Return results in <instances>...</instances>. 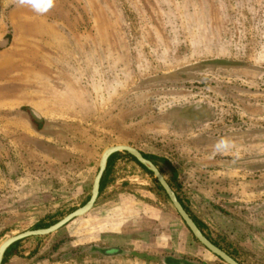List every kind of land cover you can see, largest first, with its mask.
Segmentation results:
<instances>
[{
	"label": "rangeland",
	"instance_id": "1",
	"mask_svg": "<svg viewBox=\"0 0 264 264\" xmlns=\"http://www.w3.org/2000/svg\"><path fill=\"white\" fill-rule=\"evenodd\" d=\"M212 122L264 159V0H0V246L83 207L103 152L128 145L176 168L181 186L158 162L206 235L264 264V194L228 202ZM168 209L121 156L89 213L3 264H172L142 247L170 235ZM203 252L180 264H225Z\"/></svg>",
	"mask_w": 264,
	"mask_h": 264
},
{
	"label": "crops",
	"instance_id": "2",
	"mask_svg": "<svg viewBox=\"0 0 264 264\" xmlns=\"http://www.w3.org/2000/svg\"><path fill=\"white\" fill-rule=\"evenodd\" d=\"M205 127L206 126H204V129L200 133V137L206 135V133L207 134L210 133V140H211L210 142L211 144H213V147L210 146V144L205 145V147L206 148L212 147V149L215 148L214 151L216 150L217 152L225 151L223 153L224 156L225 157L229 156V159L227 160L226 163L222 162V164H220L221 169L218 168L219 174H223L224 173L223 170L225 169L227 170L226 181H227L228 189L226 194L228 195L233 194L232 198L228 202L234 205V203L237 202L238 199H241L242 197L244 198L245 195L240 197L241 194H248V195L264 194V159L259 158L258 160H252L250 158V154H248V156H241V157L237 156L238 155L237 152L240 153L245 150L248 151L250 150V146H249L250 144L248 142H238L239 139H237V137L242 135L243 136L247 135V133L249 134V132L245 131V129L240 131L237 128H230L227 129L226 131H221V129L217 128V126H215L214 123L212 124V126H208V128ZM213 140L214 142H212ZM174 169L176 170V168ZM197 171H199L198 175L202 176L205 174L206 169L202 168ZM177 175H178L177 182L181 186L183 180L181 179V175L178 171H177ZM197 179H200V177L196 178V182H198ZM177 196L187 207L185 201L182 199L180 194H177ZM242 202L245 201L242 200ZM156 208L159 207H155L154 209L156 210ZM167 212L172 224V225H168L166 228L167 231L170 232V235H168L167 233L165 238L161 237V240L165 241V242L161 241V243H158V241L155 240V238L150 240L148 239V241H145L143 243L142 247L145 246L146 248H152V250L160 253L166 250L167 252L165 251L166 252L165 254L169 253L168 257H173L176 260V261L174 260V263L172 264H180V259H183L182 255L184 254L192 255L194 253V255H196L198 253L199 255H204L203 250L204 249L205 251L208 250L204 248L198 241L195 240V238L191 235V232L188 230V228L186 227L185 223L182 221L176 210L168 209ZM189 212H190L189 214L192 215L190 210ZM155 226H159V224L156 223ZM121 233H122L121 231L116 232V234H121ZM168 257H165L167 261L169 259Z\"/></svg>",
	"mask_w": 264,
	"mask_h": 264
},
{
	"label": "water",
	"instance_id": "3",
	"mask_svg": "<svg viewBox=\"0 0 264 264\" xmlns=\"http://www.w3.org/2000/svg\"><path fill=\"white\" fill-rule=\"evenodd\" d=\"M117 153H128L131 156H133L141 165H143L148 171H150L154 178L157 180V182L160 184V186L165 191L170 203L172 204L173 208L176 210L182 221L185 223L188 230L191 232L193 237L204 247L206 248L210 253H212L214 256L218 257L220 260H222L226 264H241L238 260L230 256L227 252H225L220 247L216 246L201 230V228L198 226V224L195 222L193 217L187 212V210L184 208L182 203L179 201L178 196L172 186L169 184V182L166 180L165 176L161 173L160 169L154 162L147 159L144 154L128 145H114L111 147H108L102 154L100 164H99V171L94 179L93 187H92V193L90 200L81 208L77 209L76 211L72 212L71 214L64 217L62 220L57 222L56 224L45 228V229H38V230H29L26 232H23L21 234H18L16 236L10 237L2 244L0 247V264H2L5 253L7 250L15 245L16 243L23 241L27 238L31 237H40V236H47L50 234H53L60 229H62L64 226L72 222L73 220L83 217L87 213H89L95 206L99 196H100V190H101V182L103 179V176L107 169V164L111 156Z\"/></svg>",
	"mask_w": 264,
	"mask_h": 264
},
{
	"label": "trees",
	"instance_id": "4",
	"mask_svg": "<svg viewBox=\"0 0 264 264\" xmlns=\"http://www.w3.org/2000/svg\"><path fill=\"white\" fill-rule=\"evenodd\" d=\"M43 125V124H41ZM144 154V153H143ZM121 156H125L126 158H128L129 160H131V162H133V164H135L136 166H138L142 171H144L146 174L150 175L153 179H154V182L156 184V187H157V192L162 195L169 203V199L165 193V191L163 190V188L160 186V184L157 182V180L154 178L153 174L148 171L143 165H141L133 156H131L130 154L128 153H117V154H114L113 156H111V158L109 159L108 161V164H107V169H106V172L103 176V179H102V182H101V190H100V194L104 191L105 187H106V183H107V177H109V175L111 174V171L113 169V166L115 165V161L120 158ZM144 156L151 160L152 162H154L156 164V166H158L159 168V165H158V162H164L166 164H168V167L170 168L171 172H172V179L176 182L177 181V171L168 163L167 160L165 159H162V158H158L156 156H148L146 154H144ZM161 173H163L162 169L159 168ZM169 184L172 186V184L169 182ZM172 188H174L172 186ZM179 199V197H178ZM90 200V199H89ZM88 200V201H89ZM179 201L182 203V205L184 206V208L187 210L188 213L189 210L188 208L184 205V203L179 199ZM171 204V203H170ZM192 216V215H191ZM193 217V216H192ZM193 219L195 220V222L198 224V226L201 228V230L203 231L204 229V225L202 223H200L197 219H195V217H193ZM56 224V223H55ZM54 225V224H53ZM52 226V225H51ZM204 232V231H203ZM206 235V234H205ZM216 246L220 247L221 249H223L224 251H226L230 256H232L233 258H235L236 260H238L232 253H230L229 251H227L226 249H224L219 243H217L216 241H213L208 235H206ZM196 240V239H195ZM197 241V240H196ZM20 242L16 243L15 245L11 246L7 252L5 253V257H4V260L2 262L5 263L6 260L9 258V256L11 255L12 251L17 247V245L19 244ZM240 262V261H239ZM241 263V262H240ZM243 264V263H241Z\"/></svg>",
	"mask_w": 264,
	"mask_h": 264
},
{
	"label": "bare ground",
	"instance_id": "5",
	"mask_svg": "<svg viewBox=\"0 0 264 264\" xmlns=\"http://www.w3.org/2000/svg\"><path fill=\"white\" fill-rule=\"evenodd\" d=\"M4 242H5V241H4ZM4 242H3V243H4ZM3 243H2V244H3ZM1 246H2V245H1ZM1 246H0V247H1Z\"/></svg>",
	"mask_w": 264,
	"mask_h": 264
}]
</instances>
